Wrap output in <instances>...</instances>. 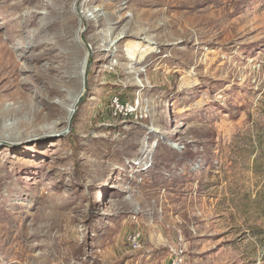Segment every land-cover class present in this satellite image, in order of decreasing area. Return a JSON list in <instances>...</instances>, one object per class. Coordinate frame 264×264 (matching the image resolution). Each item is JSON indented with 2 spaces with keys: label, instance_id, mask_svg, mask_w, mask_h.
Instances as JSON below:
<instances>
[{
  "label": "rangeland",
  "instance_id": "obj_1",
  "mask_svg": "<svg viewBox=\"0 0 264 264\" xmlns=\"http://www.w3.org/2000/svg\"><path fill=\"white\" fill-rule=\"evenodd\" d=\"M13 91L0 264H264V0H0Z\"/></svg>",
  "mask_w": 264,
  "mask_h": 264
},
{
  "label": "bare ground",
  "instance_id": "obj_2",
  "mask_svg": "<svg viewBox=\"0 0 264 264\" xmlns=\"http://www.w3.org/2000/svg\"><path fill=\"white\" fill-rule=\"evenodd\" d=\"M124 34H119L117 39H120L121 37H123ZM87 45V44H86ZM114 45V44H113ZM89 46V44H88ZM54 48L51 47L50 50H53ZM90 56L88 55V52L86 51V53L84 54L83 59L77 61L74 56L72 55V62L73 63H77L76 67H75V72L74 74L77 75V69L80 68V70H82L87 62V59ZM55 58H58V54L55 56ZM69 60V59H68ZM70 63V61H69ZM73 63L70 64L73 67ZM70 67V66H69ZM50 94V90L47 91ZM53 93L55 94H60V89H55L52 90ZM12 93H14L16 95V98H19V104H17L16 106H12L11 104L8 105H4L2 104V106H0V125L3 127H7L9 124H7V121H4L6 117L8 116H12V114H14L15 111L21 110L22 114L24 115V117L30 121V126L33 129H37V124L38 123H46L47 124V128H51L50 125H52L54 127L55 123L51 121L52 118L57 117L59 118L60 115L62 113L65 112L66 107L63 105H58L61 103H57V105L55 104H49V101L47 99H42L40 98V94H37V91H33V92H19V91H13ZM80 97V96H79ZM78 97V98H79ZM37 103H40L41 105H43V108L46 109V112H42V109L39 107V105H37ZM56 106V107H54ZM77 107V104H76ZM18 122V123H17ZM16 124L18 126H25V124L22 121H18L16 120ZM2 129H0L1 132Z\"/></svg>",
  "mask_w": 264,
  "mask_h": 264
},
{
  "label": "built area",
  "instance_id": "obj_3",
  "mask_svg": "<svg viewBox=\"0 0 264 264\" xmlns=\"http://www.w3.org/2000/svg\"><path fill=\"white\" fill-rule=\"evenodd\" d=\"M128 240L132 243L133 247H138L139 246L138 235L136 233L130 234L128 236Z\"/></svg>",
  "mask_w": 264,
  "mask_h": 264
}]
</instances>
